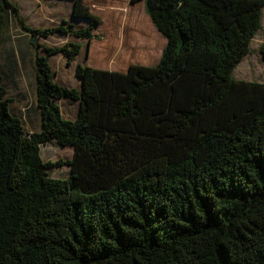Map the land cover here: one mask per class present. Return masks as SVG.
I'll use <instances>...</instances> for the list:
<instances>
[{
  "label": "trees",
  "instance_id": "trees-1",
  "mask_svg": "<svg viewBox=\"0 0 264 264\" xmlns=\"http://www.w3.org/2000/svg\"><path fill=\"white\" fill-rule=\"evenodd\" d=\"M92 1L108 14L73 0L76 22L42 29L0 0V38L11 16L32 34L89 41L80 87L56 80L51 57L75 61L83 44L36 54L37 132L0 72V264H264V82L234 77L264 0ZM140 2L166 45L156 62L108 52L110 65L106 17L120 25ZM49 143L73 157L45 160Z\"/></svg>",
  "mask_w": 264,
  "mask_h": 264
},
{
  "label": "rangeland",
  "instance_id": "rangeland-1",
  "mask_svg": "<svg viewBox=\"0 0 264 264\" xmlns=\"http://www.w3.org/2000/svg\"><path fill=\"white\" fill-rule=\"evenodd\" d=\"M12 1L19 5L20 13L25 23L32 28H54L64 20H73H69L73 10L72 2L69 0ZM86 3L95 4L93 5V10L97 13L103 16L108 14L105 12L108 8L104 9L102 1L94 3L92 0H86ZM144 7V2L126 7V9L123 10L125 20L120 25L116 26H112V24L108 22L110 20L107 16V25H104V28H102L104 31L102 30L101 32L103 37L106 36L105 45H99L101 49L99 53L106 55H101L98 52L94 53V55H101L106 60L112 57L109 60L110 65L112 61L116 62L118 59L113 56H108V52L115 55L130 50V54H133V58L135 53L139 54V57L142 56V58L138 56L134 58L136 61L149 62V58L153 56L157 60L161 55L163 47L166 45V41L163 37L159 36L155 26L145 13ZM109 8L111 10L114 9L113 7ZM81 25H84V23L80 22V24H78V26ZM116 29H119L118 32ZM79 42L83 44L84 48L75 61H69L68 57L63 53H57L51 57L53 69L56 71V80L64 86L75 87L80 84L76 69L78 64H84L88 61L85 50L88 40L76 39L74 36H71V34L62 32L51 33L47 36L32 34L30 31L23 29L20 23L14 17L10 16L8 25L0 38V72L4 76L3 83L9 87V96L13 98L12 107L17 113L23 116L26 129L29 132H37L41 124L40 112L36 107V54L46 55L47 51L44 47L61 48L68 43ZM99 47L96 46L94 50ZM263 47L264 18L262 29L253 38L250 53L243 59L234 72L235 78L264 82ZM10 54H13L15 59H13L14 65H12V72L8 67V65H10V61L8 60ZM150 54L151 56H149ZM143 58H145V60ZM89 59L91 60V56ZM156 60L152 61L156 62ZM100 61L102 64L105 62V60L103 61L101 58ZM105 67L108 66L106 65ZM60 103L63 106L65 116L75 117L77 113V104H70L67 98H62ZM73 154V147L61 146L56 143L44 145L42 150L43 158L52 161H57L59 159L67 161L73 157ZM51 171L54 177L64 178L69 175L70 166L67 163L54 166Z\"/></svg>",
  "mask_w": 264,
  "mask_h": 264
},
{
  "label": "crops",
  "instance_id": "crops-1",
  "mask_svg": "<svg viewBox=\"0 0 264 264\" xmlns=\"http://www.w3.org/2000/svg\"><path fill=\"white\" fill-rule=\"evenodd\" d=\"M69 1L72 2V7H73V1H72V0H69ZM70 19H71V20L73 19L72 21H73V22H76V19H74V17H73V10H72V14H71L69 20H70ZM76 39H78V38H76ZM83 48H84V46H83ZM83 48H82V49H83ZM85 50H86V55H87L88 48L86 49V47H85ZM81 53H82V50H81ZM81 53H80V54H81ZM80 54H79V55H80ZM52 56H53V55H52ZM13 59H14L13 54H10L9 57H8V60L10 61V65H8V67L11 68V69L13 68V67H12V65H13ZM14 60H15V59H14ZM11 69H10V71H11ZM79 79H80V78H79ZM81 84H82V81H81V79H80V84L78 85V87H80ZM76 114H77V113H76ZM75 116H76V115H75ZM71 118H74V117H71Z\"/></svg>",
  "mask_w": 264,
  "mask_h": 264
},
{
  "label": "bare ground",
  "instance_id": "bare-ground-1",
  "mask_svg": "<svg viewBox=\"0 0 264 264\" xmlns=\"http://www.w3.org/2000/svg\"><path fill=\"white\" fill-rule=\"evenodd\" d=\"M88 45H89V41H88V43H87V45H86V49L88 48ZM149 60L152 61V60H155V58L152 59V57H151V58H149Z\"/></svg>",
  "mask_w": 264,
  "mask_h": 264
}]
</instances>
